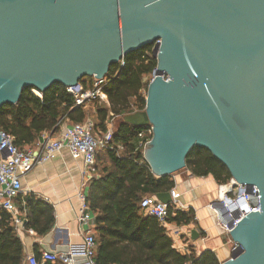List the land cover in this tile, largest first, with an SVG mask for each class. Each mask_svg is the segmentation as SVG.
Instances as JSON below:
<instances>
[{
	"label": "water",
	"instance_id": "water-1",
	"mask_svg": "<svg viewBox=\"0 0 264 264\" xmlns=\"http://www.w3.org/2000/svg\"><path fill=\"white\" fill-rule=\"evenodd\" d=\"M157 41L146 109L124 120L152 127L144 158L156 177L202 147L236 184L258 188L259 211L231 231L237 248L222 264H264V0H0V108L29 88L103 79Z\"/></svg>",
	"mask_w": 264,
	"mask_h": 264
},
{
	"label": "trees",
	"instance_id": "trees-1",
	"mask_svg": "<svg viewBox=\"0 0 264 264\" xmlns=\"http://www.w3.org/2000/svg\"><path fill=\"white\" fill-rule=\"evenodd\" d=\"M152 48L153 45L130 53L123 59V67L120 63L111 66L103 89L110 106L95 101L93 133L106 131L109 116L114 118L115 128L114 149L99 151L97 175L86 193V202L95 217V264H221L211 250L198 253L190 248V253L178 252L167 229L157 218L146 216L141 208L145 197H156L175 187L172 176L158 178L153 174L143 149L139 148V133L151 126L138 128L124 120L126 115L146 109L148 85L144 79L157 68V60L149 55ZM80 83L88 88L86 78ZM33 90L26 89L18 103L0 108V131L9 133L19 148L26 149L45 133H58L66 119L72 123L86 120L87 111L76 106L75 96L64 85L56 83L42 94L35 90L39 96ZM184 170L197 177H212L219 186L232 180L228 168L202 147L190 151ZM23 203L28 211L26 228L39 236L51 232L55 226L53 207L30 195L24 197ZM168 210L170 224H198L193 209L182 211L170 205ZM40 256L36 254L37 258ZM23 260V243L11 225L9 214L0 208V264H23Z\"/></svg>",
	"mask_w": 264,
	"mask_h": 264
},
{
	"label": "built area",
	"instance_id": "built-area-1",
	"mask_svg": "<svg viewBox=\"0 0 264 264\" xmlns=\"http://www.w3.org/2000/svg\"><path fill=\"white\" fill-rule=\"evenodd\" d=\"M158 42L153 45L152 52L149 55H153L154 47ZM124 65V61H120V66L123 67ZM163 77L166 80L168 79L167 76ZM107 82V76L103 79L93 77L91 80L86 79L87 89L80 83L79 87L68 88V91L75 96L76 106L86 107L94 101H100L109 105L108 96L103 90ZM93 130L94 122L92 120H86L83 123H71L61 133L59 138L43 143L42 153L39 157H35L29 149L19 148L9 133L0 131V136L2 137L0 142V208L9 214L11 225L17 234L21 232V228L25 226L27 221L25 204H23V207H20L17 203V199L23 193L22 177L31 172L37 164L55 159L64 148H67L74 159L82 160L84 163V190L88 187L90 181L96 177L98 171L96 158L99 151L101 149H114L112 146L115 130L114 118L108 121L107 129L100 137L95 135ZM138 137L140 140L139 148H142L144 152L148 146L147 143L153 137L152 127L140 132ZM223 187H228V189L222 192ZM84 190L80 194L82 207L78 215V222L81 225H94L95 217L86 202L87 190ZM171 196L172 202L169 205L160 202L156 197H145L141 202L143 213L146 216L157 218L167 230H169V223L167 222L169 206L172 205L178 210L182 209L179 206L181 195L175 191H171ZM259 203L260 195L256 186L248 188L236 184L231 180L230 184L220 185L218 187L217 199L207 206L215 217L216 226L223 232L232 245V252L237 248V244L230 237L231 231L248 214L259 211ZM27 231L32 235L35 234L32 229H28ZM84 232L83 250L74 251L70 249L66 254L43 252L40 258H37L36 255L28 257L27 263L54 264L61 261L64 264H76L75 259L82 257L86 261L81 264H95L94 259L97 249L96 236L89 229ZM172 233L175 236H181L180 230L174 232L172 230ZM201 234L206 236L207 233L202 231ZM186 253H190V251L188 250Z\"/></svg>",
	"mask_w": 264,
	"mask_h": 264
},
{
	"label": "crops",
	"instance_id": "crops-1",
	"mask_svg": "<svg viewBox=\"0 0 264 264\" xmlns=\"http://www.w3.org/2000/svg\"><path fill=\"white\" fill-rule=\"evenodd\" d=\"M33 93L39 96L35 90ZM96 104L94 101L84 107L88 114L86 120L94 122ZM110 119L109 116L106 121V129ZM71 123L68 119L64 120L58 133H45L41 136V140L36 141L26 149L31 150L35 157H39L42 153L43 143L59 138ZM103 133L100 131L95 135L100 137ZM118 149L120 152L123 151L121 146ZM84 169L83 161L74 159L69 150L64 148L55 159L37 164L31 172L23 175V193L17 199L19 206L23 207L24 197L30 195L51 205L55 215V226L45 236H39L34 230V235L28 233L26 226L21 228L18 235L24 248L23 264H28L27 260L30 256L41 255L43 252H50L63 246H69L74 251H81L83 250L84 231L89 229L95 234V223L94 225H81L78 222V215L82 207L80 194L84 190L83 184L85 182ZM172 178L175 182L172 191L181 195L179 206L182 209L179 210L193 209L198 222L196 226H177L169 223L167 232L174 241V248L183 254L190 248L198 253L211 250L216 253L221 264L230 259L232 245L216 226L215 217L207 208L210 203L217 199L219 185L212 177H197L186 170L176 173ZM172 230L173 232L180 230L181 236H175ZM193 230H197L199 233L197 240H192ZM202 231L207 233L206 236L201 234Z\"/></svg>",
	"mask_w": 264,
	"mask_h": 264
},
{
	"label": "rangeland",
	"instance_id": "rangeland-1",
	"mask_svg": "<svg viewBox=\"0 0 264 264\" xmlns=\"http://www.w3.org/2000/svg\"><path fill=\"white\" fill-rule=\"evenodd\" d=\"M91 78H93V77H87L86 79L87 80H91ZM152 80V76H148V77H145V83H147V85H149V83H150V81ZM184 170H181L180 171V173L181 172H183ZM179 173V172H178ZM231 182V181H230ZM230 182L228 183V184H230ZM227 185V184H226Z\"/></svg>",
	"mask_w": 264,
	"mask_h": 264
},
{
	"label": "bare ground",
	"instance_id": "bare-ground-1",
	"mask_svg": "<svg viewBox=\"0 0 264 264\" xmlns=\"http://www.w3.org/2000/svg\"><path fill=\"white\" fill-rule=\"evenodd\" d=\"M226 189H228V187H223L222 192H224Z\"/></svg>",
	"mask_w": 264,
	"mask_h": 264
}]
</instances>
